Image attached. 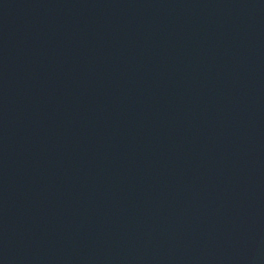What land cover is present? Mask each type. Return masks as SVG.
I'll return each instance as SVG.
<instances>
[{"label":"water","instance_id":"1","mask_svg":"<svg viewBox=\"0 0 264 264\" xmlns=\"http://www.w3.org/2000/svg\"><path fill=\"white\" fill-rule=\"evenodd\" d=\"M0 264H264V0H0Z\"/></svg>","mask_w":264,"mask_h":264}]
</instances>
